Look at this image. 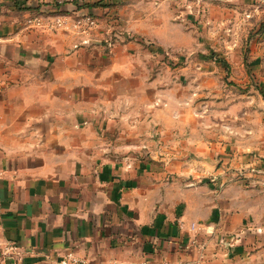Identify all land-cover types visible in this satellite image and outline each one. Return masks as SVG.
Wrapping results in <instances>:
<instances>
[{"label": "crops", "instance_id": "0c3cea01", "mask_svg": "<svg viewBox=\"0 0 264 264\" xmlns=\"http://www.w3.org/2000/svg\"><path fill=\"white\" fill-rule=\"evenodd\" d=\"M243 12L264 13V0H0V242L23 251L0 264H62L71 251L88 264H264L253 118L245 146L218 139V118L160 95L170 84L152 65L159 45L205 43L196 22ZM35 14L99 26L33 27ZM242 155L253 166L239 175Z\"/></svg>", "mask_w": 264, "mask_h": 264}, {"label": "rangeland", "instance_id": "374dc122", "mask_svg": "<svg viewBox=\"0 0 264 264\" xmlns=\"http://www.w3.org/2000/svg\"><path fill=\"white\" fill-rule=\"evenodd\" d=\"M237 17L216 25L209 21L206 30L196 22L191 29L194 36L204 32L201 36L205 43L200 45L196 40L187 44V48L171 47L168 52L159 45L158 58L152 65L158 70L159 83L168 80L170 84L169 90L160 95H168L169 100L173 98V107L180 113L187 114L188 106L197 105L191 111L205 110L213 119L218 118V139L234 143L233 137L242 146L247 143L246 122L250 116L256 133L255 143L261 145L264 142V13L243 12ZM166 69H170L168 73ZM187 99L191 104L184 103ZM254 151L259 154V149L251 152ZM246 159L247 156L242 155V160L234 163L239 175L253 166L246 165ZM224 161L226 166H231L229 159Z\"/></svg>", "mask_w": 264, "mask_h": 264}, {"label": "built area", "instance_id": "2783aa9c", "mask_svg": "<svg viewBox=\"0 0 264 264\" xmlns=\"http://www.w3.org/2000/svg\"><path fill=\"white\" fill-rule=\"evenodd\" d=\"M73 1V0H58V2ZM27 24L33 27H47L51 30H56L59 28H70L76 33L91 36L93 32L98 28V20L89 14L79 15L72 19H68L63 14L55 15H44V14H35L27 17ZM193 229H196V225H192ZM198 244L197 237H194L187 248L190 245ZM200 247L204 248V243L199 244ZM23 255L22 248L20 245L13 241L0 242V260H12ZM62 264H88L87 260L77 256L74 252H68L67 255L62 259ZM139 264H187L185 262H175L169 259L162 260H148L143 259Z\"/></svg>", "mask_w": 264, "mask_h": 264}, {"label": "water", "instance_id": "95a60500", "mask_svg": "<svg viewBox=\"0 0 264 264\" xmlns=\"http://www.w3.org/2000/svg\"><path fill=\"white\" fill-rule=\"evenodd\" d=\"M93 41H97L96 39H92V38H90V39H86L85 41H84V43H91V42H93ZM99 41V40H98ZM219 162V159H218V157H217V159L215 160V164H212L213 165V167H215L216 166V164Z\"/></svg>", "mask_w": 264, "mask_h": 264}]
</instances>
